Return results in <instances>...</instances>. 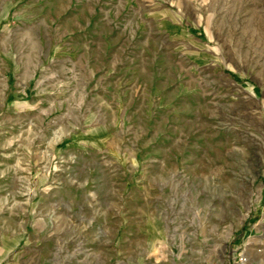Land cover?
Segmentation results:
<instances>
[{"label":"rangeland","instance_id":"rangeland-1","mask_svg":"<svg viewBox=\"0 0 264 264\" xmlns=\"http://www.w3.org/2000/svg\"><path fill=\"white\" fill-rule=\"evenodd\" d=\"M264 262V0H0V264Z\"/></svg>","mask_w":264,"mask_h":264},{"label":"built area","instance_id":"built-area-1","mask_svg":"<svg viewBox=\"0 0 264 264\" xmlns=\"http://www.w3.org/2000/svg\"><path fill=\"white\" fill-rule=\"evenodd\" d=\"M234 264H252V262H251V258L248 257V255L242 251L237 256V260L235 261ZM262 264H264V262Z\"/></svg>","mask_w":264,"mask_h":264}]
</instances>
